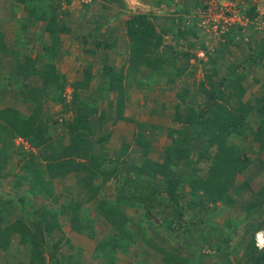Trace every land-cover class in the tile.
I'll return each instance as SVG.
<instances>
[{
    "label": "crops",
    "instance_id": "1",
    "mask_svg": "<svg viewBox=\"0 0 264 264\" xmlns=\"http://www.w3.org/2000/svg\"><path fill=\"white\" fill-rule=\"evenodd\" d=\"M59 1L60 12L53 27L59 31L60 43L49 61L58 76L56 80L63 84V91H58L54 82H49L45 88L40 75L27 77L18 74L19 66L29 62L28 59L38 60L35 65L37 69L45 68L48 60L40 58L38 54H43L51 38L43 28L44 21H29V12L23 9V4L15 0H0V34L8 46L7 53L0 52V110L13 108L23 117H28L35 110L33 100L40 92L39 116L47 123L54 145L47 151L60 147L59 144L62 147L70 144L73 135L71 125H76V131L81 134H87L88 154L104 160L103 168L114 167L115 174L108 181H104L102 174L99 176L97 183L100 187L94 197H90L91 192L83 185L86 175L84 169L72 170L65 176L50 179V185L55 192L64 194L63 204L68 205L70 200L77 201L82 203V210L94 209L106 202L117 204L128 219L125 227L129 232L125 236L120 235L105 216L96 215V212L87 217L79 216L82 223H93L92 234L73 230L69 215L58 213V206L50 198L42 193L36 196L25 193L28 186H15L10 175L0 178V197L3 198L0 201L25 196L27 204L33 205L32 210L46 207L55 212L58 227L44 231V256H47V263L164 264L161 250H187L190 241L174 234L168 235L169 232L163 228L156 229L151 221L139 226L141 215L131 205L132 201L122 197V194L129 197L131 193L129 186L124 187L123 179L138 180L142 176L144 182L159 189L155 190L153 196L158 203L160 198L166 200L167 195L162 190L167 185V171L177 176H191L194 166H204L206 160L197 161L198 154L207 144L205 136L199 137L203 126L199 122L188 124L184 121V115L189 107H195L200 112L211 101L203 87L193 82L191 73L195 65L201 62L198 51L205 53V50L203 43L198 46L193 43L196 36L186 35V38H182L175 34L180 29L188 30L189 25H185L184 17L193 9L184 7L185 3H176V6L168 8L158 4L157 0ZM241 2L245 8L251 4V0ZM138 12L145 13L162 36L158 52L151 54L147 60L134 57L132 42L126 32L125 20ZM261 16L262 13L258 12L250 21H257ZM173 35L177 41L171 42ZM189 36L192 39L188 40ZM176 42L183 46L177 47L180 49L178 54H172L170 49H176ZM262 42L264 44V40ZM216 45V42L208 45L207 49H214ZM247 47L252 54V47ZM226 53L227 49L221 61L217 62L218 76L213 77L217 90L226 87L220 82L228 75L226 69L229 71L230 67L225 65L236 62L233 55ZM204 88L210 89V85ZM120 89L124 101L122 117L117 116ZM60 95L64 97L62 102L53 99L54 96L59 99ZM78 113L82 117L79 124L75 119ZM23 140L24 144L15 141V145H25V150H37ZM16 146L15 149L18 148ZM213 148L210 146L209 152ZM180 149L184 151L181 153ZM73 158L75 162L87 160L83 156ZM189 162L194 165L190 167ZM147 164L152 166L149 174L142 170ZM10 170L11 166L6 164L1 173L6 174ZM146 177L153 181L145 180ZM138 186V183H134L136 189L131 187L134 193L140 191ZM179 190L183 198L189 201L192 196L189 185L184 182ZM111 194L114 196L111 197ZM0 209L3 210L6 224L17 219L14 215L24 216V211L17 203L5 202ZM165 214L169 217L168 211ZM26 218L29 220V215ZM152 221L155 224L160 222ZM142 227H145L143 231ZM112 236L116 237L117 243L107 244V239ZM209 238L202 241L203 238L198 237L197 246L200 241V244H211ZM56 241L60 243L54 250ZM22 244L21 247L13 242L15 249L10 251L21 259L19 262L24 263L30 256L31 243L25 241ZM0 251L5 258V251ZM52 254L53 259L49 261L48 256ZM202 256L206 264L214 262ZM232 260L228 263L235 264Z\"/></svg>",
    "mask_w": 264,
    "mask_h": 264
},
{
    "label": "trees",
    "instance_id": "2",
    "mask_svg": "<svg viewBox=\"0 0 264 264\" xmlns=\"http://www.w3.org/2000/svg\"><path fill=\"white\" fill-rule=\"evenodd\" d=\"M15 1L19 4H23V9L29 12L30 22H32V20L33 23L40 20L45 22V26L43 28L49 33L51 38V40L45 45L43 54H38L40 58H46L48 60L45 64V68L43 70L37 69L35 65H37L38 60L35 61L33 59H28L30 61H26V64L21 63L22 65L18 68V74L20 76L27 77L31 75H40L43 78L45 88H47L49 82H54L57 89L61 85V89L63 91V84L59 85V82L56 80L58 76L54 71L52 63L49 61L57 52V47L60 43L58 39L59 31L55 30L53 27V22H55V19L60 12V10H58L60 1L56 0V3L54 0ZM158 4H164L166 7L170 8L174 5L176 6V0H158ZM246 14L249 19H252L258 13L248 10L244 12V15ZM125 26L127 36L132 42L131 50L134 52V57L147 60L150 56L148 52L151 54L158 52V47H160L162 43V36L156 33L155 25L148 20V16L145 13L138 12L131 15L125 20ZM196 33L197 32L193 31V29H180L177 30L175 34L182 38H186V35L197 37L198 35ZM223 36L225 37L226 45H229V41L230 43L233 41V37L229 34V32L223 33ZM152 39H155V41ZM202 47L208 56L206 60L207 69L205 72L210 85V89H206L204 87L202 89L208 94V98L212 102L215 101V103L214 105H209L208 103L205 104L203 110L200 112H198L195 107H189L186 116L184 115V121L188 124L199 122V124L203 126L201 128V132L199 133V137H201V135H203V137L205 136L207 144L206 148L198 154L199 159L197 161H201L203 159L209 161L207 169L204 171L203 168L194 166L191 176H177L172 171L166 172L165 182L167 185L163 187L162 191L165 195H167V197H169V199H171V202L174 203V205H172L173 213L170 214L169 217L164 216L161 221L156 224L150 217V211L153 207V204L150 201H157L155 200L156 198L153 197L156 192L155 190L157 189L151 187L149 182H144L142 176L139 177L140 179L138 180L135 178L131 181H128L126 178L123 179V185H125L124 187L129 186L131 193L129 197L123 196V194L122 197L132 201L131 205L134 206L137 211H143L139 226H144L145 221H151L156 229L163 228L165 231H168V235L174 234L178 237L181 236V238L189 239L190 242L188 243V248L185 251L190 250V252L196 254L193 250H197L199 254L198 256H193L191 254L182 255L179 250H161L163 253L161 260L164 264H206L203 258H201L202 255H200V251H198L197 248H201L200 243L204 239L206 240V237H210L209 239H211V237L214 236V234H212L213 231L219 227V222H217L216 219L220 216V212L216 210L214 205H216V201H221L224 205H229L235 202V198L238 193L233 192L232 189H235L238 174L243 172L250 162V158L242 157L238 150H235L228 145L229 136L236 133L246 135L247 130L251 126V124L248 123L250 121H245V113L248 111L249 115L254 112L256 113V117L253 118L254 120H258L257 130L255 132L257 135L256 139L260 140L259 142L261 146H264V92L262 95L257 97L253 103L250 101L243 102L241 100L243 89L241 87L238 88L239 80H241V78H234L230 73L231 68H229L228 75L223 77L220 82L221 84H225L226 87L224 89L229 91L233 89V94L238 99L237 101L241 106L230 107L216 102V96L222 94V91L221 89L217 90L214 87L216 82H214L213 77L218 76L217 62L221 61L227 48L224 47V44L214 47L212 51H209L205 45H202ZM7 50L8 46L3 41L2 34H0V52L7 53ZM171 50L172 54H178L177 51L173 49ZM258 54L259 52H256L254 55ZM260 55L264 57V48L260 51ZM170 56L173 57L175 54ZM252 59L254 60L251 56L249 60L247 59L245 62L240 63V65L242 66L246 62L248 64V61L251 62ZM235 81H238V83ZM235 88H238L239 91H234ZM50 90L51 89L49 88V91ZM120 90L121 95L117 100L118 117H122V109L124 105L122 89ZM36 96L37 97L33 100L35 110L28 117H23L21 113L13 108H4L0 110V178L4 176L7 177L8 175L13 176L15 186H28L25 193H28L31 196H36L37 194L42 193L50 198V200L58 206V213L60 212L61 214L69 215L70 223L73 229L77 231H80L83 228L90 229L91 225L82 223L80 220L81 218H79V215L82 214V209L80 208L82 203L70 200L68 205L63 204L62 199L64 198V194L55 192L53 187L50 185V179L65 176L72 170L84 169L86 175L83 180V185L85 189L91 192L90 197H94L100 187L97 183L99 176L102 174L104 181H108L112 177L111 175L115 174V168L110 166L108 167L109 169L103 168L104 160L96 159L94 156H92V165L89 166H86L85 164L87 161L75 162L73 157L81 156V154H78L80 153L78 152V148L81 144V137L83 136L87 139V134H81L76 131L78 130L76 125H71L70 127L72 130L71 133L73 134L71 136L72 138L70 144L65 147H62V145L59 144L60 147H57L53 151H46L48 148H53L54 145L52 142L53 140L51 139V131L48 128L47 123L41 120L39 116V107L41 105V99L39 98L40 92H38ZM53 99L58 101L61 100L62 102L64 97L60 95V98L58 99L54 96ZM74 101L76 104L75 99ZM239 108H241V110ZM80 114L81 113H78L76 115L75 119L77 123H80L82 120ZM17 137H22L29 144H31V146L36 147L37 150L26 151L23 148L19 149L21 145L15 149V139ZM9 146L14 148L11 149L12 152L14 150L18 151V153H21L23 157L22 160L20 158L17 159L14 165L12 163L9 165V161L12 160V155L5 153L6 148ZM210 146H216V151L212 157H210L209 154ZM58 148H60V152L57 151ZM183 149H180L182 150L181 153L184 151ZM177 151L179 152V149H177ZM189 161L192 160L189 159ZM189 163L190 167L194 165H192V162ZM6 164L11 166V170L10 172H6V174H2L1 171ZM87 167H90L88 172L86 171ZM17 169H20L21 171L18 173ZM167 169L169 170V168ZM142 170L145 174H149L152 170V166L147 164ZM147 178L148 177H146L145 180L153 181L152 179ZM184 182H186L191 189L192 196L189 198V201H186L183 198L184 195L179 190ZM134 183H138L139 185L138 190L140 191L138 194L137 192L134 193L131 189V187L135 188ZM242 183L248 187L246 180L242 181ZM0 199L3 198L0 197ZM0 202L2 203L0 205L1 207L5 202L6 204H9V202L17 203L24 211L23 217L9 222L2 228V223L4 222L5 217L2 214L3 210L0 209V249L7 247L11 241L10 237L13 233H18L22 238V242H24V240H28V242L31 243V256L33 257L30 260V264H46V259L44 257V231H49L51 228L58 227L55 212H51L46 207H39L38 209L34 208V210H32L33 205L27 204L25 196L15 197V199L8 198L5 201L1 200ZM158 203L162 204L160 206L165 204L164 201L159 202V200ZM97 208L101 214L105 216V218H107V220L116 228L120 235L125 236L127 232H129L125 227L128 219L117 204H109L106 202L104 205ZM84 209L86 210V208ZM43 214L52 217L51 221L44 220L43 222V218L41 219L39 217ZM27 215L32 217L29 222L26 218ZM36 217L40 220L38 223L35 221ZM41 223H44V226H42ZM144 229L145 227H142V231ZM88 232L90 234L93 233L91 230H88ZM198 237L203 239L197 246L196 239ZM117 241L116 237L112 236L107 239L106 242L107 244H113L117 243ZM59 243L60 241H56V243H54V250L58 248ZM209 246H212V244ZM252 246L253 247L249 248L251 253L248 256V259L244 257L240 258L238 261L232 260L233 263L264 264V248L261 249V251H257V247H254L253 244Z\"/></svg>",
    "mask_w": 264,
    "mask_h": 264
},
{
    "label": "rangeland",
    "instance_id": "3",
    "mask_svg": "<svg viewBox=\"0 0 264 264\" xmlns=\"http://www.w3.org/2000/svg\"><path fill=\"white\" fill-rule=\"evenodd\" d=\"M158 1V0H157ZM236 10L240 11L243 15L244 13L242 11H254L255 13H262L261 18H259L257 21L251 22L250 19L247 17V14L244 15L249 20L244 21H235L232 26H229L225 32H229V34L233 37V41H229V45H226L225 37L223 36L222 32L219 31H213L210 29V27H202L200 26V19L202 17H205L208 15V12L206 11V5L207 3H214L215 5H229L230 3L234 4ZM56 3V0H54ZM176 3L183 4L185 3L184 7H188L190 10L193 9V12L189 14H185L184 20L185 25H189L188 29H194L193 31L198 32V36L194 37L196 40L193 42L197 46L203 43V45H206V48H208V45H212L216 42V46H220L224 44V47L227 48L228 53L226 55H233L234 58H236L235 64H226L225 67H230L231 71L230 73L233 75L234 78L239 77L241 80H239L238 88H242V94H241V100L243 102L250 101L251 103L255 102L256 98L263 94V86H264V58L260 55V51L263 50L264 44H263V38H264V0H251L250 6H243V2L241 0H177ZM195 4V5H194ZM261 5V8L259 7ZM232 6V5H231ZM228 7V6H227ZM262 11V12H261ZM148 20L152 22L149 18ZM174 21V20H173ZM182 22V21H181ZM153 23V22H152ZM180 23V22H179ZM154 24V23H153ZM206 26H209L206 24ZM192 27V28H191ZM156 33L160 34L156 30ZM161 35V34H160ZM192 38L189 39L190 40ZM155 41V39H152ZM228 40V38H227ZM172 41H177L173 37L171 38ZM169 43V42H168ZM168 45V44H167ZM182 43L176 42V49L175 51H179L180 49L177 47H180ZM183 46V45H182ZM229 46V47H228ZM232 46V47H230ZM244 46V49H241L240 47ZM247 46L252 47V54L251 50L248 49ZM235 47V48H233ZM171 50V49H170ZM209 51H212V49H209ZM200 54L201 62L195 65V68L191 70L193 82L196 83L199 87H206L209 85V79L206 77L205 70L207 69V53L204 51H198ZM256 52H259L258 55ZM225 53V52H224ZM149 55H151L150 52H148ZM148 55V56H149ZM252 56L254 60L252 59L251 62L248 61L242 66L240 63L246 61L247 59ZM245 57V58H244ZM232 58V60L234 59ZM261 60V62H259ZM226 73H229L228 68L226 69ZM61 78V77H59ZM214 80V79H213ZM216 80H214L215 82ZM238 83V81H235ZM234 82V83H235ZM60 85V84H59ZM237 85V84H234ZM62 86L58 87V91L62 90ZM238 88H235L234 91H239ZM32 91V90H31ZM222 94L216 96V102L230 107H237L241 106L239 105L238 99L233 94V89L230 91L227 89H222ZM212 103V104H211ZM215 101H209V105H214ZM214 108V106H213ZM241 110V108H239ZM243 111V110H242ZM249 112V111H248ZM248 112L245 113V121H250L248 123L251 124L250 128L247 130L246 135L244 134H233L228 137V145H230L231 148L238 150L240 155L242 157H248L250 158V162L247 165L246 169L243 170V172L239 173L236 180V186L235 189L232 191L237 192L235 202L232 204H225L221 201H216V210L220 212V216L217 217V222H219V227L213 231L212 234H214L213 237H211V244L212 246H209L211 244H201V248H197L198 251H200V255L207 256V258H211L214 260V264H224L228 263L231 259L233 260H239L240 258L246 257L248 259L249 254L251 253L250 247H257V251H261V249L264 248V146L260 145V140H257V135L255 134L257 130V119H253L256 117V113L252 112L253 114L249 115ZM253 116V117H252ZM252 129V130H251ZM80 147L78 148V152H80L81 156L84 158H88L85 162L86 166L92 165L93 159L92 155L88 154L89 150V143L87 142V139L83 136ZM19 147V146H17ZM25 149L24 146H21L19 149ZM11 149H14L13 147L9 146L6 148L5 153L11 154V161L13 165L15 164L17 159L22 160V154L18 153V151H13ZM28 151V150H26ZM47 151V150H46ZM216 151V146L210 150L209 154L210 157L213 156L214 152ZM12 152V153H11ZM96 157V156H95ZM99 156L96 157L98 159ZM24 161V160H23ZM22 161V162H23ZM205 161V160H204ZM21 162V163H22ZM209 161L204 162L203 170L205 171L207 169ZM19 165V164H17ZM20 166V165H19ZM90 170V167L86 168V171L88 172ZM21 170L19 169L17 172L19 173ZM246 180L248 183V187L243 185L242 181ZM24 186V185H23ZM151 187L159 190L157 187L153 186L151 184ZM150 187V188H151ZM3 194V193H2ZM20 194V193H19ZM18 194V195H19ZM114 194H111V197H113ZM168 199V200H167ZM113 201V200H112ZM160 201H164L163 209L160 205L154 200H151L153 207L150 211V217L155 222L161 221V219L166 215L165 211H168L169 215L173 213L172 211V205L174 203H171V199L167 198L166 200L159 199ZM168 203V204H167ZM169 208V210H166ZM16 210V209H15ZM140 210V209H139ZM163 210V211H162ZM82 214L79 216H85L87 215H102L101 212L97 207L94 209H87V210H81ZM138 215H142L143 211H138ZM14 218L19 219L17 215L13 216ZM41 219L48 221L52 219V217L48 215H41L39 216ZM31 216H29V221H31ZM16 220V219H15ZM35 221L37 223L40 221L39 218H35ZM46 223V222H45ZM4 225H7L5 222L2 224V228ZM42 226H44V223H41ZM91 225L89 228H83L79 232L86 233L88 230H91L94 232L93 229V223L87 224ZM73 229V228H72ZM74 230V229H73ZM259 235V236H258ZM261 236V237H260ZM21 236L18 233H13L10 237V243L7 245L6 248L0 249L4 250L5 252V258L1 256L3 252L0 251V264L5 263H13V264H30V260L32 259V251L30 249V256L25 260V262H19L21 259L18 256H13L11 251H14L15 246L12 245V243H18L19 246H23V242L21 241ZM220 239V240H219ZM28 241V240H27ZM25 242V240H24ZM11 250V251H10ZM45 250V249H44ZM185 251L184 249L181 252L182 255H199L197 250L195 251L196 254H193V252H190V250ZM11 252V253H10ZM45 252V251H44ZM254 252V251H253ZM246 253V254H244ZM53 254L49 257V261L53 259ZM15 257V258H14ZM47 260V256H44ZM205 258V257H204ZM224 261V262H222ZM46 264H52L51 262Z\"/></svg>",
    "mask_w": 264,
    "mask_h": 264
},
{
    "label": "built area",
    "instance_id": "4",
    "mask_svg": "<svg viewBox=\"0 0 264 264\" xmlns=\"http://www.w3.org/2000/svg\"><path fill=\"white\" fill-rule=\"evenodd\" d=\"M232 3H230V6L226 4L215 5L212 2L207 3L205 8L208 12V15L200 19L199 25L202 27H210V29H212L213 31H219L223 33L228 29L229 26H232L235 21L249 20L240 11L236 10L235 1L234 4ZM206 24H208L209 26H206ZM15 141L18 144H24V140L22 139V137H17Z\"/></svg>",
    "mask_w": 264,
    "mask_h": 264
},
{
    "label": "bare ground",
    "instance_id": "5",
    "mask_svg": "<svg viewBox=\"0 0 264 264\" xmlns=\"http://www.w3.org/2000/svg\"><path fill=\"white\" fill-rule=\"evenodd\" d=\"M259 236V235H258ZM261 237V236H260ZM264 237V236H263Z\"/></svg>",
    "mask_w": 264,
    "mask_h": 264
}]
</instances>
